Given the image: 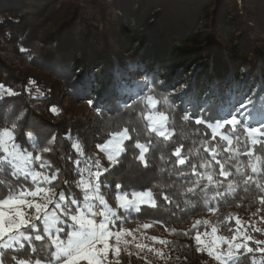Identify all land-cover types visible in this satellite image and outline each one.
<instances>
[{
	"label": "trees",
	"instance_id": "16d2710c",
	"mask_svg": "<svg viewBox=\"0 0 264 264\" xmlns=\"http://www.w3.org/2000/svg\"><path fill=\"white\" fill-rule=\"evenodd\" d=\"M240 1L0 0V41L9 38L17 42L28 62L22 69L0 58V85L18 93L0 96V127H8L20 117L18 142L23 143L27 132L39 141L54 137L53 151L45 156L62 169L61 181L69 180L57 190L78 192L72 183L78 177L68 159H75L77 154L68 135L73 140L79 138L85 157H97L107 167L108 161L98 155L96 145L107 138L109 127L134 118L139 97L154 87L157 95H167L173 102V140L184 144L186 151L197 139L196 129L203 132V125L185 123L181 119L185 110L209 121L225 115L233 106L247 115L252 105L245 110L237 103L247 96L256 102L257 109L264 108V0ZM53 106L59 115L49 111ZM144 138L141 131L142 142ZM167 144L163 141L146 154L148 169L133 159L134 150L129 148L121 155V163L100 179L108 184L132 180L138 187L169 179L160 172L163 162L159 159L167 153ZM261 147L257 145L256 150ZM102 191L110 196L103 186ZM177 199L181 208L163 205L158 197L160 207L145 205L144 212H133L129 217L137 222L162 221L157 224L167 231L175 229V234L168 231L164 239L170 243L155 246L164 255L137 251L129 255L122 250L119 264H217L206 253L195 251L190 238L195 229L179 228L208 212L202 198L190 195L192 204H185L184 197ZM213 206L218 208L209 219L213 223L229 216L246 221L257 208L264 217V207L242 191L227 204ZM231 227H235L234 219ZM261 229L264 232V220ZM185 231L189 236L182 234ZM199 231L209 233L211 228L201 225ZM220 231L233 234L225 224L220 225ZM251 234L264 240L262 233ZM249 245L256 247L251 242ZM252 255L260 256L255 253L248 257ZM248 257H241L240 264H250Z\"/></svg>",
	"mask_w": 264,
	"mask_h": 264
},
{
	"label": "snow or ice",
	"instance_id": "6c2138e0",
	"mask_svg": "<svg viewBox=\"0 0 264 264\" xmlns=\"http://www.w3.org/2000/svg\"><path fill=\"white\" fill-rule=\"evenodd\" d=\"M29 83L35 85V81ZM5 94L18 95L0 85V96ZM138 103L140 107L134 110L135 117L109 127L107 138L96 145L99 152L104 153L107 167L97 157H85L79 138L73 140L68 135L67 140L77 154L75 159H68L72 160L78 177L72 181L78 192L57 190L61 183L68 185L69 180L61 181L62 169L45 156L53 151L54 137L39 141L27 132L23 143L18 142L20 117L8 127H0V264H112L109 253L119 264L122 250L133 254L129 251L132 241L125 237L137 239L134 231L124 228L123 224L133 212H144L142 206L160 207L158 197L163 205L181 208L177 197H184L185 204H192L188 197L199 195L207 210L215 214L218 208L213 205L227 204L230 197L235 199L238 191H242L264 207V108L257 109L251 96L237 101L241 109L252 105L247 115L233 106L225 115L209 121L185 110L181 116L185 123L193 121L203 125V132L196 129L197 139L186 151L184 144L173 140L176 135L175 119L171 116L174 107L169 97L157 95L153 87L139 97ZM49 111L59 115V109L54 106ZM96 111L101 115L100 109ZM170 126H173L171 130ZM141 131L145 137L143 142ZM155 137L163 140H155ZM126 141L132 143L126 144ZM163 141L169 144L165 146L167 153L159 157L163 162L160 172L166 173L169 179L150 183L148 187H138L132 180L108 184L100 179L121 163V155L129 148L134 150L133 159L148 169L146 154ZM257 145L262 146L259 151ZM169 164L171 168L167 167ZM102 186L110 196L102 191ZM260 210L257 208V212ZM233 219L234 228L231 227ZM155 223L163 222L153 220L141 227L149 229ZM221 224L233 233L230 238L217 234ZM201 225L205 229L210 227L211 233L199 231ZM192 229L196 230L190 237L195 242V251L206 253L217 264H240L241 257L255 253L260 256L248 257L250 264H264V240L251 234L264 232L259 227L245 226L238 216L225 217L215 223L196 220ZM168 231L175 234V229ZM182 234L189 236L187 231ZM149 239L162 245L170 243L157 237ZM249 242L256 247H251ZM135 247L164 255L146 244L136 243Z\"/></svg>",
	"mask_w": 264,
	"mask_h": 264
},
{
	"label": "rangeland",
	"instance_id": "374dc122",
	"mask_svg": "<svg viewBox=\"0 0 264 264\" xmlns=\"http://www.w3.org/2000/svg\"><path fill=\"white\" fill-rule=\"evenodd\" d=\"M238 3L241 4V1L238 0ZM4 47V50L1 48ZM24 51V48H22L17 42H10L9 38H5L2 39V41H0V58L6 60L8 63L20 67L22 69H26L28 67V62L27 60L21 55V53ZM87 108L89 107V104L86 105ZM96 152L98 153V155L104 159L105 161H107L104 153L99 152V150L96 148ZM213 213L212 212H207L205 214H203L201 217L189 221L187 223H185L184 225L180 226L179 228L182 229H191L193 223L196 220H209L212 217ZM263 217V214L261 212H257L255 213L253 216L249 217L248 220L246 221H242L245 226H255V227H259L261 229V222L263 221L261 218ZM210 221V220H209ZM144 223H150V222H137V221H132L129 220L123 224V227L129 230H133L134 231V235L137 237V239L135 241L132 240L131 236L125 237V239H128L129 241H132V243L129 245V251H137L139 253L142 254H146V255H152L155 252H148L147 249H145L144 251H140L139 249H137L135 247L136 243H142V244H146L149 247L156 249V243L154 241H152L151 239H149L150 237H157L158 239H165V237H167L169 235V232L167 231V229L160 224H153L152 227H150L149 229H143L141 226ZM250 229V227H249ZM262 230V229H261ZM263 232V230H262ZM211 232H209L210 234ZM220 236H224V237H231L228 233L225 232H221L218 231L217 233ZM205 239H207L205 237ZM123 247V246H122ZM226 247V246H224ZM241 252H243V249L241 250ZM259 257V256H258ZM109 259L113 262V260L115 259V257L112 255V253H109Z\"/></svg>",
	"mask_w": 264,
	"mask_h": 264
}]
</instances>
